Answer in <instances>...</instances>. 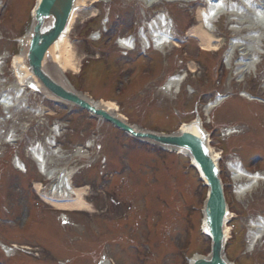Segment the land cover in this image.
<instances>
[{
    "label": "rangeland",
    "instance_id": "374dc122",
    "mask_svg": "<svg viewBox=\"0 0 264 264\" xmlns=\"http://www.w3.org/2000/svg\"><path fill=\"white\" fill-rule=\"evenodd\" d=\"M34 2L0 0V97L14 98L20 87L12 67V55L20 53L16 39L28 30ZM199 6L192 2H175L145 8L140 0H112L110 4L98 5H91V0H86V6L76 14L68 35L70 62L75 65V70L83 64V72L79 76L74 74L67 63L68 56L64 65L62 59V65L66 77L79 92L94 100L113 101L130 124L151 131H177L182 122L194 117L196 99H199L200 108L216 93L232 95L233 98L213 111L211 124L204 123L208 130L216 128L211 132L212 147L224 151L221 176L233 214L225 255L236 264H264V237L252 251L247 250L248 237L253 232L249 222L260 215L264 217V184H260L245 201L238 200L234 193L236 185L226 164L239 159L249 172L264 174V106L236 103L240 101L236 95L241 90L260 92L264 55L257 65L256 75L238 82V76L234 75L236 68L224 65L223 59L230 40L240 33L232 31L235 21L221 17L215 23L213 33L204 29L218 40L220 50L205 54L201 64L195 63L196 72L183 84L190 85L195 94L185 90L176 96L163 89L167 78L184 74L185 58L194 59L197 54L195 39L189 38L185 45L180 40L189 28L199 24L196 15ZM161 11L172 20L179 47L171 46L162 52L151 47L146 50V58L134 53L129 54L128 61L120 57L123 50L115 40L130 33L132 15L140 16V25L147 29ZM106 14H109L110 33L99 44H94L92 52L86 55L84 52L89 43L84 39L81 43L73 40L96 30ZM242 32V35L247 33ZM136 42L135 53H139L144 48L137 37ZM154 56L158 60L154 61ZM48 66L56 69V64L48 62ZM139 67L144 75L141 73L127 82V76ZM206 68L210 69L209 75ZM41 96L27 90L16 98L17 105L8 112L0 105V216L17 220L13 224L0 223V242L31 248L19 250L16 259L0 252V261L7 264H97L107 257L115 264H187L185 257L209 252L210 240L201 230L205 188L197 172L189 166L188 157L138 143L106 122L89 117L86 112L60 103H48ZM41 106L46 109L42 124L34 112ZM57 121L65 129H61L56 139L64 153L56 157L47 150V158L56 167L86 162L84 147L90 140H96L97 157L106 158L104 167L99 165L96 157L89 163V168L75 176L74 181L83 185L81 183L89 173L94 174L88 191V203L93 204V211L64 212L71 223L67 225H60L58 210L36 196L32 185L44 182L45 178L39 175L27 152L36 142L46 146V137L50 136L52 124ZM226 126L242 130L241 135L221 137ZM16 155L26 163L27 173L14 169L12 161ZM101 176L105 182L103 188L95 185ZM114 191L123 196V205L111 209L109 199ZM24 202L31 209L28 225L22 223L27 212L21 209ZM153 225L156 227L154 232L148 230ZM146 247L147 255L144 253Z\"/></svg>",
    "mask_w": 264,
    "mask_h": 264
},
{
    "label": "bare ground",
    "instance_id": "6f19581e",
    "mask_svg": "<svg viewBox=\"0 0 264 264\" xmlns=\"http://www.w3.org/2000/svg\"><path fill=\"white\" fill-rule=\"evenodd\" d=\"M147 4H151V3H158V2H162V1H166V2H173V1H182V0H142ZM185 1V0H183ZM244 4V8H247L252 10V12L254 11V13H256V10L254 8V3H256V0H241ZM261 4L264 5V0H260ZM86 4V0H75L74 5L76 6L77 10L79 7H83ZM224 12V14H227L228 16L234 17L237 19L239 25L241 26H237L234 30L235 31H241L243 29L246 30H250L252 32H254L253 34H251L252 36H250L251 39H254V41H258L261 37V28L264 27V11H257V16H249L246 15L243 11L242 8L238 9L236 7V5L234 4V6H229L226 7V4L224 2H216V3H212L209 4L208 8H206L205 10H199L197 11V20H198V25H195L194 27H192L189 31H188V36L196 38L200 47L203 48L205 51H214L217 50V45H216V40L213 39V37L206 33L204 31V28L210 27V25L216 21V19L219 17V15H221V13ZM76 16L74 8L71 12V15L69 17V21H68V25L66 27V30L64 33H62L57 41L55 43H53L48 50L46 51V54L42 60V66H43V70L45 72H47L56 82L64 85V83H66L62 72H60V70H64L63 65L66 63V56H68V62L70 64V68L74 70V64L72 62H70V52H69V47H70V43L68 41L67 38V31L70 29L72 22L74 21V17ZM52 18H48L45 20L44 25H42V31H44L45 29L48 30V28L50 26H47L48 23L50 22ZM243 26V27H242ZM244 26L247 28H244ZM263 30V29H262ZM141 33V32H140ZM171 27H170V22L167 18V16L165 14L163 15H159L156 19H154V21L152 23L149 24V28L146 34H144V32L141 34V39L144 45H148L150 44V42L153 43V46L156 49H160L163 50V48L169 44V46L174 45L176 46L175 41H173V37L171 36ZM28 35H26V37L23 38V52L19 55V57H17L15 59V69L18 72V76H17V80L19 83H26L28 81H33L37 84V86L39 87L40 90H42L45 93V90L42 86V84L39 82L38 78H36L32 72L30 71V68L28 67L27 63L28 61H26V56L28 55ZM172 37V39H171ZM123 44L125 45V47L130 48L129 43H126L125 41L123 42ZM238 45V42L235 41L231 44V49L233 47H236ZM252 46H250L251 48ZM258 49V48H257ZM68 50V53H67ZM256 50V48L254 49ZM65 60V62L62 65L63 59ZM229 60H231V58L228 56ZM48 62L52 63V64H56V68L54 69V66H48ZM257 64V58L256 56L253 57V59L251 58V60L249 61L248 64H244L243 62H239V64H237V69H236V73L240 74V77H243L242 75H244L246 72V70H253L255 65ZM243 67H241V66ZM246 66V67H245ZM245 67V68H244ZM190 69L194 70V65H190ZM183 82V78H172L168 83L167 86L165 88V90H172L173 88H177L178 85H180ZM21 93L22 91L20 89L17 90V95H15L14 98H12L11 96H1L0 97V104L3 107V109L7 110V112L15 107L16 105V98L21 97ZM46 94V93H45ZM49 98H53V96L51 94H47ZM86 97V96H85ZM88 100H90L94 106H98L99 108H105V111L107 110V112H112L115 113L116 116H118L119 118H121L122 120H126V117L122 114H119V112L117 111V106L114 102L112 101H105V100H93L90 97L87 98ZM53 101H56V99H52ZM221 97H218V99L216 101H213V103H211L209 106H207L204 110V114L206 115H210L212 109L215 108V106L218 104H220L221 101ZM57 102V101H56ZM217 105V106H218ZM181 131H190L191 133H193V135H200L201 131V127H200V122L198 121V119H195L189 123H183L180 127ZM59 131V129H55V135H57V132ZM210 148V153L212 158L215 160L220 156V153L217 152V150H214L213 147H209ZM54 153H56V151L53 150ZM181 154L185 155L186 152H182L179 151ZM30 153H31V158L35 161L38 170L40 172H42V170L44 171L43 173H49V176L52 174H56L57 171H59L60 169H48V161L45 158V153L43 150V147H32L30 149ZM14 166L20 170H26V166L22 164V162H20L19 159L15 160L14 162ZM230 171H232V176H233V180H234V185H236L234 193L236 195V198L240 201L246 199V196L249 193H252L255 189L256 186L258 187L257 181L262 180L264 182V176L260 175V174H254V175H247L242 169H240L239 167H237V162L233 161L230 162V164H228ZM59 183L58 185L55 187L56 191L55 192H60L62 195H71L74 197V199L71 202H65V203H56V202H48L49 204H51L52 206L56 207V209L58 210H69V211H90V206L85 202L83 196L85 195L86 192V188H72L70 185V179H71V173L72 171H59ZM54 174V175H55ZM240 177H245L249 180V182H247V184H245L244 186H240L239 189L237 188L238 183L240 180ZM238 181V182H237ZM36 190H40L39 186L36 185ZM54 191V190H53ZM229 217H233L232 212H230V214L228 216H226V219H228ZM205 224L206 222H204L203 219V229H205ZM252 226L257 228L256 231L253 234H256L255 237L253 238V240L260 238L263 234H264V219L263 218H258L257 222H252ZM229 231H230V227L227 225L225 227V234L228 233L229 235ZM252 245H254V243H251ZM195 256L198 257H202V255L199 254H195Z\"/></svg>",
    "mask_w": 264,
    "mask_h": 264
},
{
    "label": "water",
    "instance_id": "95a60500",
    "mask_svg": "<svg viewBox=\"0 0 264 264\" xmlns=\"http://www.w3.org/2000/svg\"><path fill=\"white\" fill-rule=\"evenodd\" d=\"M75 0H40L35 7V24L30 36L28 46V67L43 86L57 99L71 102L85 107L114 126L128 131L136 137L152 140L164 146L175 147L180 151L188 152L193 163L204 175L208 184V196L204 207L205 232L211 239L209 257H193L191 264H232L224 256L227 206L223 194V186L219 177L216 161L212 158L207 144V136L203 130L200 135H193L190 131H181L178 134H160L135 129L118 116L104 108H97L88 104L75 92L56 82L42 69V60L48 48L58 39L66 29L69 17L74 8ZM52 18L48 30L42 31L46 19ZM34 88L33 84H29Z\"/></svg>",
    "mask_w": 264,
    "mask_h": 264
}]
</instances>
